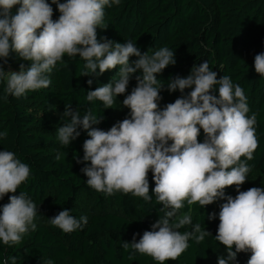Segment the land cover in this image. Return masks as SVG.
Wrapping results in <instances>:
<instances>
[{
	"label": "clouds",
	"instance_id": "clouds-1",
	"mask_svg": "<svg viewBox=\"0 0 264 264\" xmlns=\"http://www.w3.org/2000/svg\"><path fill=\"white\" fill-rule=\"evenodd\" d=\"M120 2L52 0L60 13L54 21L53 8L46 0H0V59L7 63L11 50L31 62L27 68L21 64L19 72H6L0 64V81L6 82L4 98H20L28 91L48 88L49 74L67 54L85 61L82 76H99L120 66L114 84L109 82L87 91V101L99 100L108 109L114 98L126 93L132 75L142 70L135 77L136 86L122 101L124 108L130 110L129 117L105 131L93 127L103 117L97 118L91 109L81 116L67 104L62 113L67 122L58 129L59 142L64 146L80 136L78 128L87 131L90 138L83 143V161L77 159L78 163L90 162L81 169L87 186L106 196L132 193L145 202L155 196L156 204L163 205L160 212L164 215L151 225V230L145 231L138 242L134 234L131 243H122L124 250L131 249L129 259L138 252L159 264L177 260L189 247L190 239L201 243L211 235L199 223L192 225L190 215H178L184 202L203 207L225 200L220 205L214 238L225 246L227 255L218 256L217 264H235L241 252L251 253L247 264H264V188L240 190L251 171L246 161L254 159L259 146L257 114L247 115L250 108L243 88L228 75L217 79V72L203 61L194 64L188 76H176L167 82V91L179 90L181 96L161 110L164 82L157 79V74L176 64L174 50L161 47L149 55L148 51L142 54L132 41L97 39V29L107 27L105 6ZM16 5L20 7L13 15L11 10ZM133 56L138 59L130 63ZM254 69L264 78V52L255 55ZM87 83L91 85L93 80ZM217 85L218 97L212 94ZM185 89L192 90L184 94ZM201 129L203 142L198 140ZM6 137V131L0 132V139ZM241 157H246V161ZM61 158L58 152L56 159ZM30 171L13 152L0 151V199L13 193L0 209V241L9 247L19 244L30 228L35 231L37 227L33 222L36 204L25 192L15 195ZM149 171L155 183L152 195ZM233 185L237 195L226 196L225 189ZM70 211H60L49 219L50 223L65 233L82 229L88 217L78 220ZM215 217L212 213L208 218ZM189 225L191 231H180ZM9 259L16 264L15 257L5 258L3 264H8Z\"/></svg>",
	"mask_w": 264,
	"mask_h": 264
},
{
	"label": "trees",
	"instance_id": "trees-1",
	"mask_svg": "<svg viewBox=\"0 0 264 264\" xmlns=\"http://www.w3.org/2000/svg\"><path fill=\"white\" fill-rule=\"evenodd\" d=\"M46 2L53 8L52 19L57 20L60 13L56 4L52 0ZM19 7L12 8L13 15ZM104 11L107 27L97 29L98 41L102 42V37L119 43L132 41L142 54L148 51L149 55L161 47L174 50L176 64L157 74V79L164 82L161 110L181 96L179 90L169 93L167 82L176 76H188L192 66L203 61L217 72V79L228 75L234 84L243 88L250 108L247 115L257 114L259 146L253 153V160L241 157L251 171L240 190L264 188V78L254 69L255 55L264 52V0H121L119 5L105 6ZM136 59L130 57V63ZM30 63L11 50L7 63L0 59L6 72H19L21 64L27 68ZM84 64L79 56L69 58L65 54L63 62H57L49 74L51 84L48 88L28 91L20 98L8 96L5 99L6 82L0 81V132H7V137L0 139V151L13 152L30 167V176L15 195L25 192L37 206L33 221L37 226L35 231L30 228L21 242L11 247L0 241V264L10 257L16 258V264H47L49 260L53 264H159L138 252L129 259L131 249L124 250L122 243H131L134 234L138 242L145 231L151 230V225L164 215L160 212L163 205L156 204L155 196L151 202H145L132 193L117 192L106 196L87 186V177L81 169L90 162H77V159L83 161V143L90 138L86 130L78 128L81 134L69 146L59 142L58 129L67 122L62 118L67 104L77 109L81 116L91 109L97 118L103 117L101 123L93 127L105 131L110 128L103 102H89L86 96L87 91L109 82L114 84L119 78L120 66L99 76H82ZM141 74L142 70H138L132 75L127 91L136 86L135 77ZM89 79L93 80L91 85L87 83ZM218 87L212 92L217 97ZM191 90L185 89L184 94ZM122 100V95L114 98L113 105ZM125 109L124 118L130 113ZM198 140H204L202 129ZM58 152L62 154L60 160L56 159ZM148 180L149 195H152L155 183L151 171ZM225 194L235 197V186L226 188ZM10 195L13 193L0 199V209L9 202ZM82 196L88 200L85 206L80 205ZM224 202L217 200L203 207L184 202L178 215H190L192 225L199 223L211 235L201 243L190 239L189 247L177 260H166L164 264H217L218 256L226 257L225 246L214 238L220 205ZM64 209L71 210L70 214L78 220L87 216L88 223L71 233L54 227L49 219ZM212 213L216 217L210 220L208 217ZM192 225L180 231H191ZM250 256V252L238 253L235 264H247ZM8 264H12L11 259Z\"/></svg>",
	"mask_w": 264,
	"mask_h": 264
},
{
	"label": "rangeland",
	"instance_id": "rangeland-1",
	"mask_svg": "<svg viewBox=\"0 0 264 264\" xmlns=\"http://www.w3.org/2000/svg\"><path fill=\"white\" fill-rule=\"evenodd\" d=\"M11 72H17V71H11ZM130 92L131 91H126V93L122 95V99H124L127 94H130ZM162 103H163V97L159 101V104H162ZM107 111L109 114V121H110V128H111L114 124L124 119V115L127 110L124 108L121 102V103L112 105V108H108ZM86 203H88V200L84 196H82L80 198V205L85 206ZM67 264H72V263H67Z\"/></svg>",
	"mask_w": 264,
	"mask_h": 264
}]
</instances>
